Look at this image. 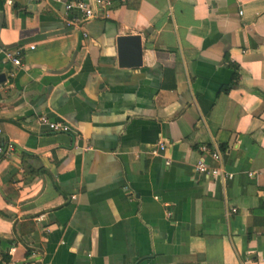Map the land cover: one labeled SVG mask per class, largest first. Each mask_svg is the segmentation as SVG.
Here are the masks:
<instances>
[{
	"label": "crops",
	"instance_id": "0c3cea01",
	"mask_svg": "<svg viewBox=\"0 0 264 264\" xmlns=\"http://www.w3.org/2000/svg\"><path fill=\"white\" fill-rule=\"evenodd\" d=\"M74 1L0 0V261L264 264V0Z\"/></svg>",
	"mask_w": 264,
	"mask_h": 264
},
{
	"label": "built area",
	"instance_id": "2783aa9c",
	"mask_svg": "<svg viewBox=\"0 0 264 264\" xmlns=\"http://www.w3.org/2000/svg\"><path fill=\"white\" fill-rule=\"evenodd\" d=\"M96 6L99 8H104L110 6V0H93L92 3L86 1H74V2H66L63 4V9L66 13H77L80 18V21H86L92 19L94 17ZM70 25V24H67ZM29 49L33 48V45L28 47ZM6 58L10 63L14 66L20 65V54L15 51L14 53L6 54ZM38 120L40 123L47 126L48 130L51 132H63L67 131L68 127L62 123L57 121H49L44 115H39ZM159 149H162V145L159 144ZM199 151L201 153H207V155L214 161L217 162L216 165H208L203 157H199L196 163L193 165V171L196 174L203 175L204 177H222V178H230L231 175L224 172L219 161H220V153L217 149H208L205 146H200ZM234 211V208L230 209ZM0 264H8L5 261H0Z\"/></svg>",
	"mask_w": 264,
	"mask_h": 264
},
{
	"label": "water",
	"instance_id": "95a60500",
	"mask_svg": "<svg viewBox=\"0 0 264 264\" xmlns=\"http://www.w3.org/2000/svg\"><path fill=\"white\" fill-rule=\"evenodd\" d=\"M119 66L136 67L140 64V44L138 35H121L116 38ZM4 76L0 73V81Z\"/></svg>",
	"mask_w": 264,
	"mask_h": 264
},
{
	"label": "trees",
	"instance_id": "16d2710c",
	"mask_svg": "<svg viewBox=\"0 0 264 264\" xmlns=\"http://www.w3.org/2000/svg\"><path fill=\"white\" fill-rule=\"evenodd\" d=\"M67 27H69V26H67ZM224 90H226V88ZM263 224H264V221L258 222L256 220H253L251 225H263ZM246 235H247V238L250 236V227H248L246 229Z\"/></svg>",
	"mask_w": 264,
	"mask_h": 264
}]
</instances>
